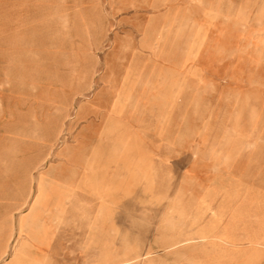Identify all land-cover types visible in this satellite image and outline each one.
Returning <instances> with one entry per match:
<instances>
[{"label":"rangeland","instance_id":"374dc122","mask_svg":"<svg viewBox=\"0 0 264 264\" xmlns=\"http://www.w3.org/2000/svg\"><path fill=\"white\" fill-rule=\"evenodd\" d=\"M0 264H264V0H0Z\"/></svg>","mask_w":264,"mask_h":264},{"label":"crops","instance_id":"0c3cea01","mask_svg":"<svg viewBox=\"0 0 264 264\" xmlns=\"http://www.w3.org/2000/svg\"><path fill=\"white\" fill-rule=\"evenodd\" d=\"M122 106L123 102L118 100L114 105V113H122ZM133 158L134 157L132 156V152L123 153L120 151L119 153L117 151H114V153L109 154L106 159H103L101 153L93 152L91 157L86 155L84 158L75 161L72 156L68 154L66 156V164L61 165L68 166L70 175L68 176L69 181L66 182H69L71 186H75V188H96L99 192L98 194L101 195L102 190L107 191V193H112L115 192V188H119L117 175H119V171L121 170H123L125 176H127V184L126 186L122 185V188H131L130 185H132V180L135 175ZM78 173L79 178L77 181H74V178H77L76 176ZM54 174L53 171L41 173L37 178L34 206V216L36 217L39 215H37V211L40 207H42L43 205L48 206L47 203L44 202V199H50V205L54 206V190L55 188H60V186H55V182H53L55 179L51 178V176H53ZM57 176L58 175H56L55 178ZM39 190H41L40 192L42 196L37 199V194ZM99 195H97L98 198L100 197ZM99 199H101V197ZM48 210L52 211V208L50 207ZM34 216L31 219L30 223L27 222V220L24 221L23 219L19 222V234L25 236L28 240L37 239L40 232V227L37 222L38 220ZM201 236L203 238L208 237L204 235ZM217 238L224 242H235L238 240L236 235L228 234L225 236H218Z\"/></svg>","mask_w":264,"mask_h":264},{"label":"bare ground","instance_id":"6f19581e","mask_svg":"<svg viewBox=\"0 0 264 264\" xmlns=\"http://www.w3.org/2000/svg\"><path fill=\"white\" fill-rule=\"evenodd\" d=\"M79 151V150H78ZM61 190V189H60ZM41 191V190H40ZM58 191V190H57ZM56 194H59L58 192H56ZM63 194V193H62ZM37 199H39V195L37 196ZM63 200V198L61 199V198H56L54 201V203H55V205H56V207L58 208V210H62L63 209V206H64V201H62ZM62 201V202H61ZM25 245H27L26 243H24ZM24 245V246H25ZM22 247H23V245H22ZM18 252H19V250H18Z\"/></svg>","mask_w":264,"mask_h":264}]
</instances>
